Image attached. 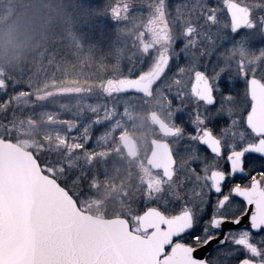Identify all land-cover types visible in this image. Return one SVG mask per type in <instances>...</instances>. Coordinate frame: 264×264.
<instances>
[{"label":"rangeland","instance_id":"1","mask_svg":"<svg viewBox=\"0 0 264 264\" xmlns=\"http://www.w3.org/2000/svg\"><path fill=\"white\" fill-rule=\"evenodd\" d=\"M92 1H80L83 9L73 16L72 2L70 10L63 12L61 0H0V97L8 100L0 106V136H15L16 144L34 151L43 162V171L59 177L84 211L98 217L110 211L111 218L123 215L136 223L137 197L144 189L152 192L161 181L153 175L142 180L132 176L135 162L126 157L120 138L129 134L141 145L150 140L152 100L121 95L117 83L136 71L138 56L151 60L154 52L155 57L168 54L178 59V46L192 43L188 38L198 35L190 25L196 16L206 27L205 43L213 46L205 53L206 59L215 54L217 44L244 41L237 42L232 36L224 14L230 0H106L103 18L124 46L115 45L116 53L111 54L123 58L118 63L99 60L95 64L93 49L88 45L84 49L81 40L85 33H80V29L97 26L101 18L102 14L92 17L85 10ZM251 4L256 15L261 13L260 2ZM148 30L156 34V43L151 34L142 42L141 32ZM140 37L142 45L137 47ZM256 60L264 61V56ZM257 65L263 76L264 62ZM44 106L57 114L46 123L53 141L38 138L39 126L29 115ZM163 115L167 117V113ZM94 147L102 148L103 153H88ZM124 171L131 174L125 176Z\"/></svg>","mask_w":264,"mask_h":264},{"label":"flooded vegetation","instance_id":"2","mask_svg":"<svg viewBox=\"0 0 264 264\" xmlns=\"http://www.w3.org/2000/svg\"><path fill=\"white\" fill-rule=\"evenodd\" d=\"M230 2L248 11L246 25L237 30L226 12ZM247 2L230 0L224 13L232 36L243 44H217L215 54L206 59L213 46L205 43L206 27L196 16L190 25L198 35L188 38L192 43L178 46V59L168 54L155 57L154 52L151 60L138 56L136 71L121 80L145 83L161 70L150 96L117 90L145 102L152 100L150 140L141 145L131 135H123L134 141V158L121 146L123 136L120 146L135 162L132 176L136 180L153 175L161 185L152 192L144 189L137 197L136 223L123 218L136 236L164 244L159 264L174 250L197 251L212 237L216 245L205 256L206 264H264V231H260L264 229V172L257 171L262 162L254 159L264 154V75H259L257 65L264 61L256 60L264 56V0ZM258 2L263 9L256 15L251 3ZM148 31L141 32L142 42L151 34L156 43V34ZM121 56L114 55V63ZM151 114L169 129H159ZM148 211L150 216L141 222ZM246 214L247 220L243 219ZM224 221L231 225L228 229L222 227Z\"/></svg>","mask_w":264,"mask_h":264},{"label":"water","instance_id":"3","mask_svg":"<svg viewBox=\"0 0 264 264\" xmlns=\"http://www.w3.org/2000/svg\"><path fill=\"white\" fill-rule=\"evenodd\" d=\"M226 12L234 30L246 25L245 8L230 2ZM160 74L161 70L145 83L121 81L116 90L150 96ZM150 119L163 132L169 129L155 114ZM132 140L123 136L121 146L134 158ZM39 165L32 152L0 139V264H159L164 244L131 233L125 219L107 220L82 212ZM215 245L211 241L197 251L174 250L161 264H204L201 257Z\"/></svg>","mask_w":264,"mask_h":264},{"label":"trees","instance_id":"4","mask_svg":"<svg viewBox=\"0 0 264 264\" xmlns=\"http://www.w3.org/2000/svg\"><path fill=\"white\" fill-rule=\"evenodd\" d=\"M76 4H78L81 9L79 7H77L74 2H76ZM82 1H86V0H61V9L63 12H65L64 10L68 9L72 12V14H74L73 16H77L80 15V12L83 9L82 4H80L79 2ZM106 0H93L91 2V7L85 8L88 9L86 10L87 12L91 13L92 17L97 14V15H101V18H99L97 20V26L93 24L92 27L90 28H85L80 29V33H85L84 38L81 40V43L85 49V46H90V49L94 54V62L95 64H97V62H99V60L109 63L112 61V63H114V55L111 53H116V47L115 45L120 44L119 43V36L117 31L111 27V24L108 23V20L103 18L104 17V13H102L104 11V7H105V2ZM69 2H72L73 5L71 6V8H68V4ZM66 8V9H65ZM68 11V12H70ZM70 12V13H71ZM73 20L76 23H79V20H77V18L73 17ZM103 22V23H102ZM101 25V26H100ZM83 27V26H82ZM75 42V41H74ZM73 43V42H72ZM73 45L75 46L76 43H73ZM86 52V51H85ZM83 54V53H81ZM84 55L88 56V58L90 57V54L88 52L84 53ZM83 60V58H81ZM89 60V59H88ZM86 63H88V65H92L90 63V61H86ZM8 102V100L4 97H0V106L5 105ZM34 110V111H33ZM31 111V113L29 114L31 116V119L36 123V125L39 126V131H38V138H40V140L43 141H53L54 137L52 136L49 127L47 126L46 123H48V121L51 120H55L56 119V113L55 111H53V109L48 108V107H39V108H35ZM61 139V137H58ZM0 139L2 140H6V141H11L16 143V139L15 136H8V135H2L0 136ZM35 157L38 159L40 166L43 168V162L38 158V156H36V154L34 153V151H31ZM91 154H95V155H99L103 153V149L99 148V147H94L92 149H89V152ZM45 174H47V172L44 171ZM49 174H47L48 176ZM53 178H55L58 183H60V186L64 187L65 189H67L69 191V193L74 197L73 193L66 187V185L59 179V177H55L52 175H49ZM117 182V181H116ZM75 198V197H74ZM75 200L77 201V203L79 204L78 200L75 198ZM80 205V204H79ZM105 217L104 218H111L113 217L112 213L110 211H106L104 213ZM123 217V215H122Z\"/></svg>","mask_w":264,"mask_h":264},{"label":"snow or ice","instance_id":"5","mask_svg":"<svg viewBox=\"0 0 264 264\" xmlns=\"http://www.w3.org/2000/svg\"><path fill=\"white\" fill-rule=\"evenodd\" d=\"M254 159H258V160H260V161L262 162V167H261V169H259V170H257V171H258V172H264V154H262V153H258V154L254 157ZM253 174L256 175L257 173H253ZM221 191H223V188H221ZM250 211H251V209H249V212H250ZM243 219L247 220V219H248V215L246 214L245 217H244ZM235 223L238 224V223H240V221L237 220V221H235ZM230 226H231V225H230L228 222H226V221L222 222V227H223V228L228 229ZM260 231H264V229H261ZM197 238H198V237H197ZM212 239H214V237L209 238V240H207L206 243H207V244H211V240H212ZM220 243H224V241L221 240ZM201 259H202V260H205V264H206V258L201 257ZM243 259H244V257H241V261H242Z\"/></svg>","mask_w":264,"mask_h":264}]
</instances>
